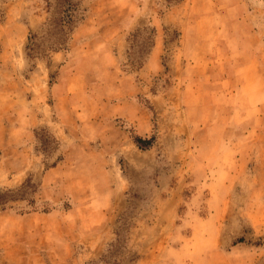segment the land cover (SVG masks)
<instances>
[{"label": "rangeland", "instance_id": "obj_1", "mask_svg": "<svg viewBox=\"0 0 264 264\" xmlns=\"http://www.w3.org/2000/svg\"><path fill=\"white\" fill-rule=\"evenodd\" d=\"M0 190V264H264V0H0Z\"/></svg>", "mask_w": 264, "mask_h": 264}, {"label": "crops", "instance_id": "obj_2", "mask_svg": "<svg viewBox=\"0 0 264 264\" xmlns=\"http://www.w3.org/2000/svg\"><path fill=\"white\" fill-rule=\"evenodd\" d=\"M102 2L104 3V1H102ZM129 7L131 9H133L135 6L133 4H131V5H129ZM21 10L22 9L17 11V14L14 17H11V18L9 17L8 18V23H7V24H11L12 23V28L17 30V31H19V33H21V34H19L18 36H15V35L12 36V34H11L9 36L8 42H13V41H15L16 38H19L20 40H23L26 37L25 34H24V30H25V32H28L30 28L32 29V28L36 27L39 24L40 20H41L40 19V15L23 19ZM132 16H133V11L131 10V12H129L128 14H124L121 17H116V18H113L112 20L109 19L107 23L108 24H112V25H117L116 23H121L123 20L125 22L133 23ZM100 18H101V15L98 14L97 16H95V19H93V20H94L95 23L99 24V22L101 20ZM119 28H123V26L118 25V26L115 27V29H119ZM117 35L118 34L115 33L112 37L109 35L110 37H104V38L92 41L91 46H89L87 48L86 54H84V56H87V55L91 54V52L95 53V50L91 51L90 48L91 47L95 48L96 46L103 48V50L101 52H98V54L102 53V55H103L104 52L108 54L109 46H114V47L117 48V50H119L118 48H122L123 47V42H122V40H120L118 38L119 36H117ZM114 47L111 48L112 51H113ZM68 52L69 51H67V53ZM120 52H122V51H120ZM116 54L118 55V53H116ZM112 55H113V52H112ZM113 60H114V58H113Z\"/></svg>", "mask_w": 264, "mask_h": 264}, {"label": "trees", "instance_id": "obj_3", "mask_svg": "<svg viewBox=\"0 0 264 264\" xmlns=\"http://www.w3.org/2000/svg\"><path fill=\"white\" fill-rule=\"evenodd\" d=\"M61 25L65 26L66 24H70L71 21L68 18L67 20L65 18H61ZM140 140H136V142L138 143ZM17 191L20 192V189H18ZM20 197H18V195H14L13 192L11 190H0V210L4 211L10 207H8V204L14 201L19 200Z\"/></svg>", "mask_w": 264, "mask_h": 264}]
</instances>
